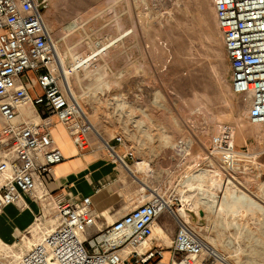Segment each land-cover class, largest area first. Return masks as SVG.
<instances>
[{"label":"rangeland","instance_id":"obj_1","mask_svg":"<svg viewBox=\"0 0 264 264\" xmlns=\"http://www.w3.org/2000/svg\"><path fill=\"white\" fill-rule=\"evenodd\" d=\"M110 1L53 0L44 16L60 53V74L68 77L99 138L90 135L113 147L117 143L111 140L122 137L125 151L134 154L126 164L144 162L174 212L183 207L181 197L192 192L187 185L204 177L201 189L211 197L192 192L206 202L194 198L184 203L198 205L196 212L188 210L189 226L230 264H264V129L250 122L247 104L232 91L212 1ZM202 1L206 10H200ZM61 85L65 88L63 78ZM226 127L234 130L233 142L242 155L233 170L222 168L212 153L213 138ZM227 180L261 206L244 209V198H239L218 211ZM39 206L31 227L41 213L48 227L52 215ZM21 237L15 243L25 248ZM202 260L193 264H211Z\"/></svg>","mask_w":264,"mask_h":264},{"label":"built area","instance_id":"obj_2","mask_svg":"<svg viewBox=\"0 0 264 264\" xmlns=\"http://www.w3.org/2000/svg\"><path fill=\"white\" fill-rule=\"evenodd\" d=\"M50 1L0 0V117L5 122L0 127V210L30 198L52 215L50 226L41 213L35 227L22 235L25 248L0 240V264H152L163 255L151 238L155 220L167 212L164 194L154 191L147 202L99 229L100 215L89 197L60 201L46 188L47 177L64 161L52 134L54 119L81 152L90 149V134L98 136L70 89L61 85L56 43L44 18ZM211 1L232 91L247 104L250 122L264 129V0ZM233 133L226 127L212 141V153L225 170L235 169L242 158ZM114 141L124 146L122 137ZM101 142L112 161L126 165V158H134L130 149L121 157L116 147ZM177 222L172 263L212 262L211 247L188 222ZM93 228L97 233H91ZM31 229L40 233L36 241Z\"/></svg>","mask_w":264,"mask_h":264},{"label":"crops","instance_id":"obj_3","mask_svg":"<svg viewBox=\"0 0 264 264\" xmlns=\"http://www.w3.org/2000/svg\"><path fill=\"white\" fill-rule=\"evenodd\" d=\"M4 123L0 117V127ZM52 134L63 153L64 161L56 165L52 174L47 177L46 188L60 201H76L89 197L93 209L100 215L97 221L99 229L114 224L134 208L147 202L160 187V180L151 172L145 174L146 179H134L122 164L111 160L101 140H96L93 135L89 136L90 149L81 152L65 126L55 119ZM116 147L121 154L126 150L120 145ZM144 187H147L145 192L142 191ZM39 211V203L30 198H25V202L19 205L1 209L0 240L7 245H15L33 225ZM177 232L178 222L171 213L164 212L158 216L154 222L151 244L161 249L163 255L152 264H173L172 245ZM91 233H97V229L93 228Z\"/></svg>","mask_w":264,"mask_h":264},{"label":"bare ground","instance_id":"obj_4","mask_svg":"<svg viewBox=\"0 0 264 264\" xmlns=\"http://www.w3.org/2000/svg\"><path fill=\"white\" fill-rule=\"evenodd\" d=\"M53 0H51L50 1V4H51V2H52ZM113 1V0H112ZM55 2V1H54ZM54 2H52V3H54ZM109 2H111L110 0H109ZM197 3V2H196ZM50 6V5H49ZM198 7V6H197ZM199 7H200V10H206L207 9V5H206V3L204 2V1H202V2H200V4H199ZM45 16V15H44ZM46 17V16H45ZM44 17V18H45ZM45 22H46V24H47V26H48V28H49V30H51V27H50V25L48 24V22L46 21V18H45ZM52 26V25H51ZM57 53H59V52H57ZM60 54V53H59ZM58 54V56H59V59H60V55ZM65 68V67H64ZM62 71V70H61ZM64 72V71H63ZM68 74V73H67ZM66 75V74H65ZM62 78H63V83H64V85H65V87H66V89H70V91H71V95L79 102V100H78V98H77V96H76V94L74 93V91L72 90V87H71V85H70V82L68 81V77L66 78V76L64 77V73L62 74ZM24 110V112H28L27 110V108H25V109H23ZM207 111V110H206ZM243 113V112H242ZM91 124H92V121H91ZM62 125V124H61ZM93 125V124H92ZM256 126H259V125H256ZM238 129H240L239 131L240 132H242V134H244V126L242 125V124H238ZM97 131V130H96ZM98 133V132H97ZM99 137V136H98ZM102 140L104 139V138H101ZM104 142H107L105 139H104ZM100 143V142H99ZM186 146V145H185ZM187 147V146H186ZM118 153V155H120L119 154V152H117ZM121 156V155H120ZM122 157V156H121ZM114 161V163L116 162V160H113ZM127 165V164H126ZM122 165L123 167H124V169H126L129 173H131V175H133L136 179H139L140 177H139V175H141V174H146V171H145V169H146V165H145V163L144 162H142V161H138L133 167H130L129 165ZM237 168V167H236ZM235 171V170H234ZM212 172V171H211ZM214 172V171H213ZM212 172V173H213ZM215 173V172H214ZM222 173V171L221 172H218L217 174L218 175H220ZM216 174V173H215ZM216 174V175H217ZM224 174V173H223ZM204 176V175H203ZM222 176V175H221ZM201 177V176H200ZM199 177V178H200ZM198 178V179H199ZM204 178V177H203ZM202 178V179H203ZM202 179L200 180L201 182H202ZM226 179H227V177H226ZM188 180H190V179H188ZM200 181H193L192 183H190L191 182V180H190V182L189 183H187V184H192V186H189V185H187L186 184V182H184L188 187H189V190L190 191H192L193 193H195V194H197V192L198 193H202V194H205V196L206 197H211V193H209V192H207L206 191V189L204 190H202L201 189V183H200ZM205 181V180H204ZM204 183V182H203ZM204 184H206V183H204ZM203 184V185H204ZM184 185V184H183ZM195 189H197V191H194ZM142 190H143V192H145V191H147V187H144V188H142ZM246 189H243V188H240L239 186H237L236 184H234L231 180H227V184H226V193H225V195H224V197L221 199V200H219L220 201V204H219V209H218V211L220 210V211H222V212H224V208L226 207V208H228L227 206L229 205V203H232L233 201H236V202H233V203H237V202H239V198H240V200L242 199V198H244V203L242 204V207H244V209H247V210H250V209H252V208H254V207H257V206H261V205H259L249 194H247L246 193V191H245ZM158 192V191H157ZM191 192V193H192ZM191 193H189L190 195H183L181 198H183L184 199V203L185 202H188V201H190L191 199H196V200H198L197 201V203H201L202 201L203 202H206L205 200H204V198H201L202 199V201L201 200H199L198 199V197L196 196V195H194L193 193L191 194ZM182 200V199H181ZM183 201V200H182ZM166 202V207H167V212H169V210H170V213L176 218V219H179V220H182V221H185V222H188V220H189V218H190V216H189V214H188V210L189 211H192V212H196L197 211V208H198V205H196V206H190V204L188 205V206H186L184 203H183V207L182 208H179V209H177V211H175L174 212V209H173V207L171 206V204H170V200H166L165 201ZM231 205V204H230ZM182 206V205H181ZM232 206V205H231ZM231 206H230V208H231ZM233 207V206H232ZM220 208H222L223 210H221ZM257 209V208H256ZM262 209V208H261ZM226 210H228V209H226ZM233 210H234V208H233ZM260 210V209H259ZM229 211V210H228ZM230 212V211H229ZM261 212V211H260ZM233 224V223H232ZM231 224V226H233ZM234 225H236L237 226V223H235ZM243 237V236H242ZM245 237V236H244ZM251 238V237H250ZM248 239V238H247ZM231 244V243H230ZM229 244V245H230ZM262 244V243H261ZM228 245V247H231V246H229ZM212 251H211V258L213 259L212 260V262H209V263H211V264H216V263H214V261L215 262H218L217 264H230L229 262H228V256H226L225 254H223V253H220V252H218L217 250H215V249H212V248H210ZM236 253V252H235ZM238 253V252H237ZM242 253H244V251H242ZM241 253V254H242ZM256 254V253H255ZM260 255V254H259ZM236 256H238V255H236ZM239 257H240V255H239ZM238 257V258H239ZM237 261V260H236ZM235 261V262H236ZM233 264V263H232ZM251 264V263H250Z\"/></svg>","mask_w":264,"mask_h":264}]
</instances>
